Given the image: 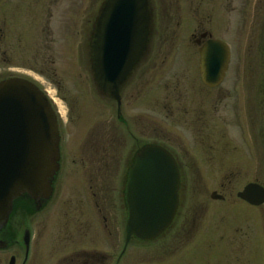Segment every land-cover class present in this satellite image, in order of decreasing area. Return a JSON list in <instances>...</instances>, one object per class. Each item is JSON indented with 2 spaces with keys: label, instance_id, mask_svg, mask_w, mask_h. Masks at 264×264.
I'll return each mask as SVG.
<instances>
[{
  "label": "rangeland",
  "instance_id": "rangeland-1",
  "mask_svg": "<svg viewBox=\"0 0 264 264\" xmlns=\"http://www.w3.org/2000/svg\"><path fill=\"white\" fill-rule=\"evenodd\" d=\"M199 3L198 13L190 0L180 6L176 0L155 3L146 56L121 89L119 122L114 102L98 91L92 77L88 41L100 2L13 0L0 13V80L22 78L47 94L60 138L51 200L34 219L21 214L34 235L36 264H68L69 255L80 249L94 251L101 264H114L123 244L122 191L131 157L143 144L168 145L173 133L193 138L187 125L196 108H209L230 139L236 123L246 132L261 128L256 135L260 174L254 177L243 163L231 162L224 177H184L170 226L151 241L133 239L118 264H264V203L250 207L236 198L248 183L264 188V0H227L214 13ZM196 29L224 39L230 50L225 78L214 89L203 87L198 78L191 39ZM174 96L182 101L178 112ZM205 96L212 100L204 102ZM124 124L132 138L125 148L117 138L127 136ZM88 187L100 193V209L118 219L113 230L111 219L104 229L97 215L96 225L114 232L101 233L97 247L88 246L85 231L93 223L82 204ZM212 191L223 200H211ZM67 219L79 225L78 237L68 243L61 227Z\"/></svg>",
  "mask_w": 264,
  "mask_h": 264
},
{
  "label": "water",
  "instance_id": "water-1",
  "mask_svg": "<svg viewBox=\"0 0 264 264\" xmlns=\"http://www.w3.org/2000/svg\"><path fill=\"white\" fill-rule=\"evenodd\" d=\"M149 34L146 0H106L89 39L93 80L103 94L120 103L119 87L145 50ZM227 44L210 39L198 50V75L207 88L219 86L229 64ZM56 116L46 96L31 82L0 81V226L12 202L26 195L48 200L59 169ZM179 176L167 151L142 147L129 168L123 191L125 238L151 241L170 225L178 204ZM236 197L250 206L264 203V188L245 185ZM213 200H221L215 193Z\"/></svg>",
  "mask_w": 264,
  "mask_h": 264
},
{
  "label": "flooded vegetation",
  "instance_id": "flooded-vegetation-1",
  "mask_svg": "<svg viewBox=\"0 0 264 264\" xmlns=\"http://www.w3.org/2000/svg\"><path fill=\"white\" fill-rule=\"evenodd\" d=\"M12 1L13 0H0V2H2L1 6L4 7V8H0V13H5V7H7L5 5L7 3H11ZM20 1L21 0H18V3ZM78 1H83V2H85V1L97 2L98 1L101 3V5L98 8V11L96 13V16H95V20H94V23L92 26V30L90 32V35H91L92 32L94 31L95 22H96V19L100 13V9L106 0H78ZM146 1H147V9L149 12V34H148L147 44H146L145 50L143 51L141 57L139 58L138 62L136 63V65L134 66L132 71L130 72L129 76L127 77L125 82L122 85H120V87H119L120 103H117L108 94H103L97 88L100 93L107 96V98H109L111 101L114 102V104H115V115H116V119L118 120V122L121 118L120 117V112H121L120 108H121V102H122V98L120 96L121 89L126 84L128 79L132 76V74L136 70H138V66L141 64V62L144 60V58L146 56V53L148 50L149 38L151 35V27H152L151 25H152V20H153V12H154V8H155V3H159V1H161V0H158V1L146 0ZM183 1L184 0H176V3L180 6V5H183ZM201 1L204 2V6L206 9L208 7L209 12L214 13V12H218L219 6H221V9H223L222 8L223 2H225L227 0H190V6H192V3H193L194 6H196L195 11H197V13L199 12V10H197L198 9L197 5H200L199 2H201ZM14 2H17V1H14ZM35 2H37V0H35ZM207 3H209V5H207ZM214 4H216L215 8H214V6H215ZM195 31H196V33L191 35V39H192V43L194 45V48H196L197 56H198L199 48L210 39H218V40L226 43L224 41V39L218 38V37H213L211 35V33L205 29H200L199 31H197V29H196V30H194V32ZM0 39H1V37H0ZM2 54H4V53H2ZM197 63H198V59H197ZM145 73H146V70L143 71L142 75ZM203 87H205V86H203ZM190 98H192V97H189V99ZM206 100H212V97L205 96L204 102H206ZM171 101L172 100H170V102ZM174 101L176 102V105H177L176 111L178 112V110H177V108H179L178 104L179 103L181 104L182 101H180V98L178 96H176V97L174 96ZM194 113L196 115H195L193 121L187 125V128L191 131L193 138L188 139V140H186L185 138H180V132H177L176 134L173 133L175 135L173 138V141L170 142L168 145H166V144L158 145V144L152 143V144H143V145L139 146L136 149L133 156L131 157L129 166L126 169L125 180H126L127 172L133 163L134 155L142 147L147 146V145H157V146L163 148L165 151H167L169 153V155L172 157V159L175 162V165L177 167L178 176H179L178 191L180 188L181 179H183L186 176H190L193 173H195L196 175H201V174H206L209 176L215 175L216 177L227 176L229 174V170H230L229 164L231 162L237 163V164L243 163L244 167L246 168V171L249 172L250 175H252L254 177H256L260 174V170H259L260 168H259V166H257V160L259 159L258 158V152H259L258 151V149H259L258 141H259L260 137H257V141H256V135L260 134L258 131H260L261 128L258 129L257 131H255L254 133L249 132V131L246 132V130H244L243 128L238 126L239 123L235 122L236 124H234V125L236 128H234V132H233V133H235V136L230 139L226 133L224 126L219 125L217 123L216 124L214 123L215 116L213 115L212 111H210L209 108H200V109L196 108ZM143 120L145 121V123L148 122V118L146 116L144 117ZM177 120H178V118L174 117V120H173L174 123H176ZM124 125H125V130H126L127 136H124L122 134L120 135L117 132L118 131V128H117L118 125L115 127V131H116L115 134L116 133L119 134V136H117V138H120L122 141L125 142L123 145V148H125V146L128 142L127 139L132 140V138L130 137V131L128 128V124H124ZM177 128H179V126ZM161 133H162L161 135H165L167 133V130L165 128H163ZM164 139L165 138L163 137V140ZM252 140H253L254 144H253ZM236 143H239L240 145L236 144ZM256 156H257V158H256ZM258 164H259V160H258ZM251 168L253 169L252 171H251ZM57 173H58V171L56 172V174ZM56 174L53 177L52 182H51L52 193H51V196L48 200L44 201V200L39 199V200L33 201L30 198H28L26 195H23L19 199H16L12 202L11 210L8 214L7 220L0 226V264H27V262L30 261L31 259H32L31 264H36L35 256L34 257L32 256V249H31L32 247H34L33 246L34 235L31 234L30 227L28 224V220H26V219L22 220L21 214L25 213L26 215H30V220H31L32 218L34 219L35 216H37L38 214L43 212V210H45V208L47 207L49 201L51 200V198L54 194V186H55L56 178H57ZM253 183H255V182H253ZM124 185H125V182H124ZM88 191H85V192H82V194L81 193H79V194L83 195V200H82L83 203L82 204L85 207L84 211L87 212L89 214V216H91L93 218V223H91L92 226L90 224L85 225V231H86V233H89V241H88L89 245L88 246L89 247H92V246L97 247V246H99V239L101 237V233H105V231L103 232V230L107 229V224H106L107 221H109L111 219L109 221L110 222L109 228H111L112 225L117 224L118 219L110 218L111 213L107 209H105V208L103 210L100 209L99 203L101 200L99 197L100 193L98 192V190L96 191V189H94L92 187H88ZM123 191H124V187H123ZM123 191H122V196H123ZM212 193H215V192L212 191L210 193L209 198L211 200H213L211 198ZM87 194H88V196H87ZM177 195H178V192H177ZM216 196H220L222 198L221 200L218 199L216 201H222L223 200V197L221 195L216 194ZM74 199L72 200V202L76 204L77 201ZM245 204H247V203H245ZM123 205H124V209H125V219H123V221H122L123 244H122L120 253L118 254L114 264H118L119 259L121 258V256L124 254V252L128 248L127 247L128 244L130 242H132V240L134 239L132 236L129 237V239L125 238L124 226H125V221H126V207L124 204V199H123ZM247 205L250 206L249 204H247ZM250 207H254V206H250ZM177 208H178V204H177ZM177 208H176V211H175V214H174V217H173L171 223L173 222V220L175 218ZM100 214H102V215H100ZM97 215L101 216V219L104 222V229H103V225L101 227V223L98 226L96 225L97 224L96 223ZM66 218H68V216ZM65 221H67V222L62 223L61 227L63 229L62 231H63L64 235L66 236L65 237L66 239H64V240L66 241V243H68L67 240H69V239L72 240V237L73 238L78 237V235H76L75 232L78 233L79 229L75 228V226H79V225H75L74 222H71L68 219ZM111 230H113V229L111 228ZM111 230L110 229L106 230L107 235L113 236L114 232L112 233ZM134 240H136V239H134ZM136 241H138V240H136ZM138 242H142V241H138ZM106 243H108V242L106 241ZM109 245H110V243H109ZM109 245H107V248H109ZM114 248H116V247L114 246ZM92 250H96V248H92ZM72 253L73 254L71 256L69 255L70 258L68 259V264H101L100 260H97L96 253L94 251H92V253H91V252H87V251L80 249V250L72 252ZM78 257H80V260Z\"/></svg>",
  "mask_w": 264,
  "mask_h": 264
}]
</instances>
